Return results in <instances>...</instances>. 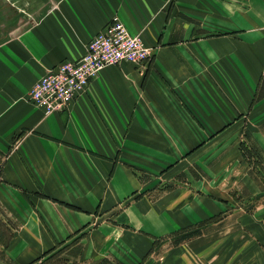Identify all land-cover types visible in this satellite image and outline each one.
<instances>
[{"label":"crops","instance_id":"0c3cea01","mask_svg":"<svg viewBox=\"0 0 264 264\" xmlns=\"http://www.w3.org/2000/svg\"><path fill=\"white\" fill-rule=\"evenodd\" d=\"M114 17L147 62L103 69L61 112L27 101ZM239 124L264 133V0H0V264H130L218 215L217 170L195 160Z\"/></svg>","mask_w":264,"mask_h":264},{"label":"rangeland","instance_id":"374dc122","mask_svg":"<svg viewBox=\"0 0 264 264\" xmlns=\"http://www.w3.org/2000/svg\"><path fill=\"white\" fill-rule=\"evenodd\" d=\"M235 127L241 129L237 132ZM195 161L201 167L216 168L211 185L220 187L225 196L212 199L218 203L224 201L223 209L206 220L189 213L193 223L180 221L189 224L188 228L162 232L160 237L154 238L147 255L130 264H169L171 255L176 252L179 255L175 256L180 257L178 262L183 264H264V133L246 132L241 124L235 125L230 131L217 134L211 148L199 154ZM196 162L191 161V164L200 172ZM139 176L144 178L142 174ZM180 181L173 180L172 186L179 185ZM163 191L159 188L158 193ZM105 220L99 219L97 223ZM110 222L121 226L116 220ZM114 231L113 236L117 238L120 230ZM137 233L149 235L142 230ZM79 249L75 247L70 254L77 257ZM109 264L123 263L115 260Z\"/></svg>","mask_w":264,"mask_h":264},{"label":"built area","instance_id":"2783aa9c","mask_svg":"<svg viewBox=\"0 0 264 264\" xmlns=\"http://www.w3.org/2000/svg\"><path fill=\"white\" fill-rule=\"evenodd\" d=\"M150 58L151 50L141 37L131 34L114 17L90 40L81 58L48 69L28 92L27 101L45 115L64 111L103 69L119 64L138 66Z\"/></svg>","mask_w":264,"mask_h":264},{"label":"trees","instance_id":"16d2710c","mask_svg":"<svg viewBox=\"0 0 264 264\" xmlns=\"http://www.w3.org/2000/svg\"><path fill=\"white\" fill-rule=\"evenodd\" d=\"M67 264L66 260L59 258L57 254L52 255L51 257H49L48 259H45L43 261L37 260L35 262H33L32 264Z\"/></svg>","mask_w":264,"mask_h":264}]
</instances>
